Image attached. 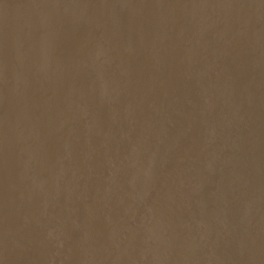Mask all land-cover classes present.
<instances>
[{"label": "water", "instance_id": "obj_1", "mask_svg": "<svg viewBox=\"0 0 264 264\" xmlns=\"http://www.w3.org/2000/svg\"><path fill=\"white\" fill-rule=\"evenodd\" d=\"M0 264H264V0H0Z\"/></svg>", "mask_w": 264, "mask_h": 264}]
</instances>
